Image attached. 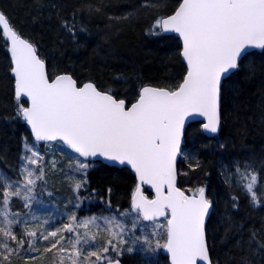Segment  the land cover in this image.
I'll return each mask as SVG.
<instances>
[{
	"label": "snow or ice",
	"instance_id": "obj_1",
	"mask_svg": "<svg viewBox=\"0 0 264 264\" xmlns=\"http://www.w3.org/2000/svg\"><path fill=\"white\" fill-rule=\"evenodd\" d=\"M118 19L126 20L128 16ZM63 27L75 38L74 25L65 23ZM152 29L158 30L153 32L155 35L172 32L182 40L186 74L175 89L142 87L136 101L128 106L125 99H118L111 90L98 89L92 82L80 85L68 74L50 79L34 45L23 39L0 13V33L11 45L17 115L31 126L37 142L61 141L85 158L70 156L75 159L80 179L73 185L75 202L68 201L71 208L65 214L67 222L61 221L39 236L43 241L53 240L45 251L61 245L59 252H67L72 264H120L118 258L108 255L110 250L120 257L125 251L144 252L143 245L152 248L153 244L152 251L163 248L170 254L171 264H212L205 232L212 202L205 195V187L192 195L177 187L176 162L182 155L185 119L204 117L207 122L203 129L216 134L221 122L223 79L238 69L248 49L264 50V0H181L175 12L157 18ZM29 102L30 106H25ZM89 157L130 165L140 185L150 186L155 197L149 199L138 185L131 210L78 217L76 210L86 199L80 191L87 185ZM20 160L16 179L0 172V236L4 238L0 241V255L4 260L24 249L25 244L32 248L38 239L36 231L28 230L29 222L19 218L20 213L10 215L9 205L11 198L17 197L24 201L25 208L32 207L37 181H43L45 176L44 156L34 145L25 144V155ZM235 171L247 181L243 187L258 206L256 172L247 165L244 172L239 165ZM232 199L236 208V197ZM129 219L131 228L126 223ZM145 221L151 223L146 225ZM16 226L23 231L18 234ZM65 232L71 237H65ZM102 233L105 242L96 244ZM162 234L165 239L161 244ZM250 239L256 242L255 233ZM136 245L141 247L135 249ZM256 251H264V244H257Z\"/></svg>",
	"mask_w": 264,
	"mask_h": 264
},
{
	"label": "trees",
	"instance_id": "obj_2",
	"mask_svg": "<svg viewBox=\"0 0 264 264\" xmlns=\"http://www.w3.org/2000/svg\"><path fill=\"white\" fill-rule=\"evenodd\" d=\"M180 2L0 0V13L20 36L35 46L47 64L50 79L70 74L78 84L92 82L98 89L111 90L118 99H125L131 105L142 87L175 89L186 74L180 41L163 33L155 35L153 32L158 30L152 29L157 18L171 15ZM123 16L128 19H118ZM65 23L75 26V38L63 27ZM17 112L9 45L0 33V172L13 179L18 177L23 146L32 141L27 122ZM220 114L221 129L215 138L207 137L200 123L188 127L178 164V186L190 195L205 187L212 202L213 210L206 227L212 264H264V251H256L257 244H264V50L245 55L238 69L224 81ZM38 146L46 154V168L55 162L63 170L70 156L81 160L63 145L61 154L48 152L47 145ZM89 163L87 185L80 191L86 199L81 202L78 217L131 210L137 187L133 173L100 162ZM238 165L241 172L247 165L257 174L254 191L258 206L243 187L247 181L235 171ZM65 186L66 183H60L56 187L60 195L67 197ZM146 195L152 196L149 191ZM233 197H236V208L232 206ZM22 208L19 198L11 199L12 213ZM129 225L128 222V228ZM136 232L140 234L139 229ZM252 233L256 242L250 239ZM63 235L71 237L72 234ZM164 239L162 234L160 241L163 243ZM52 242V239L36 241L32 248L25 244L27 249L12 254L9 260L0 255V264H61L53 259L59 245L45 251ZM97 244L103 245V241ZM143 247L144 252L134 250L116 257L110 250L108 255L118 258L122 264H169L163 249L152 251L154 244L152 248Z\"/></svg>",
	"mask_w": 264,
	"mask_h": 264
},
{
	"label": "rangeland",
	"instance_id": "obj_3",
	"mask_svg": "<svg viewBox=\"0 0 264 264\" xmlns=\"http://www.w3.org/2000/svg\"><path fill=\"white\" fill-rule=\"evenodd\" d=\"M26 144L30 146L34 145L36 149L44 156L43 166H44L45 176L43 181H37V187L35 192L33 193L34 200L32 201V207L25 208L23 206L22 209H24L25 211L19 210L17 212L20 213V217H19L20 219L27 220L29 222L28 230H34L37 232V237H38L37 241L43 242V240L39 239L40 233L45 232L47 229L53 228L55 226H59L61 221L67 222L65 214L67 213L68 209L71 208V205L68 203V201L73 200V202H75L73 198L74 195L73 185L76 182V180L80 179V173L77 171L75 159L69 160V162L65 164V168L63 170H59V168L56 167L55 162H52L50 166L46 168L47 166L45 162L46 154L43 153V151L38 146L39 143L32 140L31 142ZM44 145H47L48 152L55 151L56 153L61 154V145H63L62 143L54 142V143H47ZM27 154L31 155V153H27ZM23 155H25V144L22 150V156ZM31 167L35 168V166H31ZM60 183L62 184L66 183L65 192L66 194H68L67 197L64 195H60L58 193L59 187L56 186ZM49 193H51V195H49ZM12 198H17V197H12ZM21 202L24 205V201L21 200ZM17 212L15 211L13 213H17ZM10 213L12 212L10 211ZM133 215H135V213H133ZM45 221H49L50 223L46 224ZM128 222L131 224L130 219L126 221L127 224ZM150 223L145 222L146 225ZM129 226H130L129 228H131V225ZM15 230L19 231V233L23 231V229L19 226H17L16 229L14 228V231ZM146 230H151V228H148ZM80 231L82 232L83 230L81 229ZM0 239L3 240L4 238L0 237ZM25 239L28 238L25 237ZM51 239L52 238H50L49 240ZM105 239L106 237L102 233L99 236H97L95 243L97 244L98 242L101 241H103L104 243ZM62 244H65V246L70 248V245H67L66 242H62ZM60 247L61 245H59V248ZM26 249L27 248L21 249V251ZM124 253H126V251ZM53 259L54 260L58 259L59 262H61V264H72V259L70 258L67 252L61 253L57 251L55 252V257H53ZM92 260H95V257H92ZM82 261H83V257H81V262Z\"/></svg>",
	"mask_w": 264,
	"mask_h": 264
},
{
	"label": "water",
	"instance_id": "obj_4",
	"mask_svg": "<svg viewBox=\"0 0 264 264\" xmlns=\"http://www.w3.org/2000/svg\"><path fill=\"white\" fill-rule=\"evenodd\" d=\"M177 9V8H176ZM175 12V11H174ZM173 12V13H174ZM172 13V14H173ZM171 14V15H172ZM170 16V15H169ZM165 35H167V36H175L179 41H180V43H181V52H182V40L178 37V35L176 34V33H172V32H168V33H164ZM22 37V36H21ZM6 38V37H5ZM23 38V37H22ZM23 39H25V38H23ZM6 40H7V38H6ZM26 40V39H25ZM28 41V40H27ZM29 42V41H28ZM7 43H8V45H9V56H10V59H11V53H10V41H8L7 40ZM31 43V42H30ZM32 44V43H31ZM35 47V46H34ZM256 50H261V49H248L247 50V53L245 54V55H247L248 53H251V52H253V51H256ZM37 51V50H36ZM38 54V53H37ZM245 55H243L242 56V58L245 56ZM181 57H182V55H181ZM242 58L240 59V61L242 60ZM182 60H183V57H182ZM240 61H239V63H240ZM183 62H184V64H185V66H186V69H187V65H186V62L183 60ZM11 65H12V68L14 67V64H13V62H12V60H11ZM45 65H46V72H47V74H48V69H47V64L45 63ZM237 70V69H236ZM236 70H232V72H231V74L232 73H234ZM12 75H13V78H14V73L12 72ZM68 75H70V74H68ZM49 76V75H48ZM72 76V75H71ZM230 76V75H229ZM228 76V77H229ZM227 77V78H228ZM226 78V79H227ZM74 79V78H73ZM226 79H223V81H222V85H223V83H224V81L226 80ZM15 80V79H14ZM95 85V84H94ZM96 86V85H95ZM97 87V86H96ZM148 87H153V86H148ZM98 88V87H97ZM155 88H158V87H155ZM23 99H26V98H23ZM127 105H128V103H127ZM220 105H221V103H220ZM27 106H30V102H29V104H27ZM128 106H130V105H128ZM221 115V114H220ZM207 121H206V119L204 118V117H199V116H189V117H187L186 119H185V124H184V131H183V136H182V143H181V150L183 149V147H184V144H185V134H186V131H187V129H188V127L191 125V124H193V123H201L202 124V129H203V124L204 123H206ZM28 125V124H27ZM28 128H29V133H30V135H31V138L35 141V142H37L36 140H35V137H34V135H33V133H32V131H31V126L30 125H28ZM220 129H221V122H220V126H219V130H218V132L216 133V134H211V133H208V132H206L204 129H203V132H204V134L207 136V137H209V138H215V137H217L218 135H219V133H220ZM54 142H61V141H51V142H45V141H39V142H37V143H40V144H47V143H54ZM62 143V142H61ZM64 147H65V149L67 150V151H69V152H72L71 151V149H68L67 148V146L66 145H64ZM73 153V152H72ZM74 154H76V153H74ZM77 156H78V154H76ZM81 159H85V158H83V157H80ZM179 160H180V156H178V158H177V162H176V168H177V172H178V164H179ZM87 161H89V162H100V163H102V164H105V165H108V166H112V167H117V168H126V169H128V170H130L132 173H133V175L135 176V179H136V182H137V186L139 185L140 186V188H141V190H142V192H143V194L145 195V190H148L151 194H152V198H154L155 197V191L153 190V189H151L150 188V186H148V185H140V182H139V180H138V177H137V175H136V173H135V171L131 168V166L130 165H127V164H120L119 162H117V161H108V160H106L105 158H103V157H89V158H87ZM177 187L178 188H180L179 186H178V175H177ZM181 189V188H180ZM182 191H184L183 189H181ZM186 195H188L187 193H185ZM205 195H206V193H205ZM152 198H149V199H152ZM212 210H213V206H212V208H211V210H210V215H209V217L207 218V221H206V226H205V232H206V227H207V223H208V221H209V218H210V216H211V213H212ZM147 222V221H146ZM206 241H207V233H206ZM207 245H208V242H207ZM208 249H209V247H208ZM163 254L165 255V256H167L168 257V259H169V264H171V256H170V254L169 253H167V251L165 250V249H163ZM209 255H210V252H209ZM107 264V263H106ZM120 264H122V262L120 261Z\"/></svg>",
	"mask_w": 264,
	"mask_h": 264
}]
</instances>
